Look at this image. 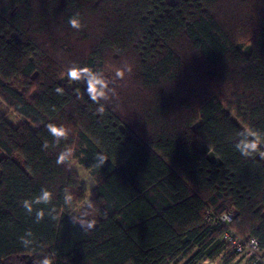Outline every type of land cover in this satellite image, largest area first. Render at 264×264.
<instances>
[{"label":"trees","instance_id":"1","mask_svg":"<svg viewBox=\"0 0 264 264\" xmlns=\"http://www.w3.org/2000/svg\"><path fill=\"white\" fill-rule=\"evenodd\" d=\"M0 101V264L264 257V0H0Z\"/></svg>","mask_w":264,"mask_h":264},{"label":"built area","instance_id":"2","mask_svg":"<svg viewBox=\"0 0 264 264\" xmlns=\"http://www.w3.org/2000/svg\"><path fill=\"white\" fill-rule=\"evenodd\" d=\"M233 218L234 213L228 212L222 214L215 222L221 221L224 224H230L233 221ZM222 239L231 246V248L237 253L238 257L246 260H251L253 258L252 264H264V257H261V251L256 239L252 238L246 241L237 235L232 229L227 230L223 234ZM208 261L209 260H206L205 262Z\"/></svg>","mask_w":264,"mask_h":264},{"label":"rangeland","instance_id":"3","mask_svg":"<svg viewBox=\"0 0 264 264\" xmlns=\"http://www.w3.org/2000/svg\"><path fill=\"white\" fill-rule=\"evenodd\" d=\"M169 2L171 3H174L176 2L177 0H168ZM246 48H249L248 46H246L244 48V50ZM0 113L3 114V115H6L7 118L13 122L14 124H18L19 121L23 120L21 117H18L17 115H15L14 113L10 112L7 108V106L2 102L0 101ZM262 159L264 160V154L261 156ZM72 168L73 170H75L81 180V182L86 185V187L89 189L91 188L92 185H94V181L92 179V177L90 176V174L85 171V169L78 164L77 160H73L72 161ZM87 207H88V202H85L83 203L82 205H80L78 207V209H76L74 212H73V217L77 220V221H81V222H87L88 220V215L86 216V213H85V210H87ZM91 213V212H90ZM241 258V257H239ZM246 260H241L239 262V264H246L245 262ZM198 264H224L222 260H216V261H208V262H199ZM229 264H233V263H229Z\"/></svg>","mask_w":264,"mask_h":264},{"label":"clouds","instance_id":"4","mask_svg":"<svg viewBox=\"0 0 264 264\" xmlns=\"http://www.w3.org/2000/svg\"><path fill=\"white\" fill-rule=\"evenodd\" d=\"M69 23H70L71 27H73V28H75V29H79V28L81 27V24H80V22H79L78 19L72 18V19L69 20ZM86 69H88V68H83V69L70 68V69L68 70V72H67V75H68V77H69L70 79H72V80H77V79H80V78H81V73H82L84 70H86ZM95 83H96V82L93 81V82H92V85L94 86ZM60 91H61V89L58 88V89H57V92H60ZM89 91H92V87H90ZM92 99H95V96H93ZM47 127H48V130L50 131V133H51L54 137H59V136L63 135L64 132H65V130H64L62 127L58 128L57 126L52 125V124H49ZM45 146H46V145H45ZM251 147L255 148L256 145L253 144V145H251ZM241 154H242V155H246V153H241ZM60 162H61V160H60V157H59V159L57 160V163H60ZM50 197H51V193H49L48 191H45L43 197H38V198H37V201H39V199H43V200L47 201V200L50 199ZM23 206H24V208L27 209L29 212L32 211V205H31V203H30L29 201H27V200L24 201V202H23ZM42 217H43V212H42V210H41V212H38V213H37V219H38V220H39V219H42ZM94 226H95V221H94V220L91 221V222H89V225H88L89 229L93 228ZM21 241H22V243L24 244V242H23V237H21ZM40 264H52V261H51L50 258L45 257L42 261H40Z\"/></svg>","mask_w":264,"mask_h":264},{"label":"crops","instance_id":"5","mask_svg":"<svg viewBox=\"0 0 264 264\" xmlns=\"http://www.w3.org/2000/svg\"><path fill=\"white\" fill-rule=\"evenodd\" d=\"M85 171H86V170H85ZM90 176H91V175H90ZM91 177H92V176H91ZM92 179H93V178H92ZM93 181H94V180H93ZM95 185H96V183H95V181H94V185H92L91 188H89L88 190L91 191V189H93V188L95 187ZM85 186H86V185H85ZM203 262H205V261H203Z\"/></svg>","mask_w":264,"mask_h":264}]
</instances>
